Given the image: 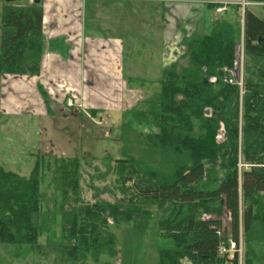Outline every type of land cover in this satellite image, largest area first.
Listing matches in <instances>:
<instances>
[{
    "label": "trees",
    "instance_id": "trees-1",
    "mask_svg": "<svg viewBox=\"0 0 264 264\" xmlns=\"http://www.w3.org/2000/svg\"><path fill=\"white\" fill-rule=\"evenodd\" d=\"M246 2L264 4V0ZM241 8L238 5L236 12ZM227 14L215 21L211 34L188 44L185 67L177 64L166 69L160 90L128 110L130 118L121 125V141L133 124L146 125L156 130L144 136L155 147L153 153L161 154V161L156 162L159 167H145L127 157L116 161L131 196L128 207L96 203L85 210H70L65 224L73 238L80 235L85 252L95 243L88 238L100 235L108 225L106 214L116 225L138 223L143 232L154 217L151 207L162 214L160 237L172 243L170 249H161L160 264H241V238L246 256L254 252V243L264 244V19L251 6L244 8L239 21H231ZM43 17L37 1L4 4L0 75H40ZM242 38L246 75L241 87L235 77L232 84L225 79L236 64ZM138 85L144 88L146 82L138 81ZM39 90L45 92L41 86ZM97 113L92 111V117ZM222 126L226 139L218 145ZM42 161L38 157L29 177L0 167V244L36 246L47 231ZM68 181L73 202L78 203V177L72 173ZM223 214L229 219L226 227L218 218ZM113 242L111 238L104 244ZM231 243L236 245L232 257L228 253ZM93 248L98 260L103 247L94 244ZM110 249L108 254L114 257Z\"/></svg>",
    "mask_w": 264,
    "mask_h": 264
},
{
    "label": "rangeland",
    "instance_id": "rangeland-1",
    "mask_svg": "<svg viewBox=\"0 0 264 264\" xmlns=\"http://www.w3.org/2000/svg\"><path fill=\"white\" fill-rule=\"evenodd\" d=\"M23 1H28L27 3H29L31 0H7L6 2H16L15 4L24 5ZM0 3L1 8V5L5 4V2L0 0ZM243 3L247 4L246 7L251 6L254 13L264 19V4L250 5L246 0H241L242 9L237 12L238 21L244 11ZM139 9L141 10V7ZM220 13L215 12V14ZM225 15H220V18ZM227 15L230 20H236L232 12H228ZM1 19L2 10L0 9V24ZM207 19L210 23L208 26L209 30L211 29L212 20L210 12L207 15ZM85 22V26H91V29L94 30L93 23L90 24L86 21V12ZM86 30L91 31L87 26ZM150 32L147 35L148 37L156 40L161 38L158 32L151 30ZM211 32L212 29L206 34L209 35ZM145 40L138 35L139 56L144 53ZM237 46L236 64L233 69L228 71L231 76L237 78L239 83V77H243L244 80L246 75L243 38ZM68 47L73 51L71 43H68ZM46 52L50 53V50H46ZM186 65L187 60H183L178 64L181 68ZM143 69V67H139L138 71L143 73ZM132 77L138 79V75ZM135 86L138 87V83ZM62 89H59V93L62 96L59 100L53 99L47 91L40 95L47 113L49 112L48 116H50V119L47 117L39 119L37 116L30 114H22L21 116L10 118H6L3 114V116H0V122L3 119V123H6L5 127H0V166L5 168L6 171L29 177L34 167V160L37 158L33 159L30 156L31 154L37 155L43 144L53 148V152L56 153V156L48 155L49 153H47L46 155L50 157H45L44 159L39 156V160H43L41 163V174L44 179V183L41 185V193L43 194L42 212L45 214L43 216L46 221L45 229L47 231L40 236L36 246L18 248L13 245L0 244V264H160L161 249H170L172 243L160 237L158 219L162 214L156 207L149 208L154 217L149 221L147 229L143 232L138 230V223L116 225L113 219L106 214L109 219L108 225L101 229L100 235L88 238V242L93 239L95 246L98 244L103 247L98 260L93 257L94 244L91 245L93 247L90 246V252L87 253L80 235L73 238L68 231L69 224L68 222L65 224V220L69 219L66 215L71 212L72 208L85 210L88 205L91 206L96 203H108L113 206L119 204L120 207H128L131 196L125 190V184H123L119 175L120 170L116 161L127 157L137 163L138 161L143 163L142 166L145 165V167H159L156 162L161 161V154L159 152L157 154L153 153L155 147L146 140L145 134L156 132V130L146 125L133 124L132 129L127 132L124 138V143L121 141V125L127 121V119L125 120L127 116L121 122L115 113L108 110H99L98 116L94 118L89 107H85L88 110L87 112H84L83 108L80 107L68 106L59 109L57 112L51 110V106L49 108L51 101H58L59 105H62L67 102V98H71L77 103L76 97L71 96L73 94L66 93V90H63V93ZM159 90V84L145 85L142 92L126 90L124 91V101L126 103L123 106L129 110L136 108L138 101L153 95ZM110 94V104L106 106L108 108L116 106L114 99L119 98V87L115 86ZM178 98L180 99L181 97ZM95 99L98 101L106 100L101 94L99 95V92L95 93ZM76 113L81 115H74ZM43 126L46 128V133L40 135L39 132ZM198 134L199 126H196V135ZM225 139L226 133L222 126L217 134L216 142L218 145H222L225 143ZM72 173L78 177L80 184L79 197L81 199L78 203L73 202L74 196L68 188V182L70 181H68V178ZM62 182L67 183V185ZM261 212L264 214V209ZM205 217L210 219L213 216ZM218 218L222 220L225 227L228 226L229 219L227 215L223 214V216ZM111 238L114 241L112 245H114L108 244V246H105L104 242L110 241ZM110 247L112 249L111 253L114 252V257L109 255ZM253 247L254 252L246 256V246L243 238H241L239 246L241 264H246L248 260L252 264H264V244L254 243ZM235 250L228 251L230 257H232Z\"/></svg>",
    "mask_w": 264,
    "mask_h": 264
},
{
    "label": "crops",
    "instance_id": "crops-1",
    "mask_svg": "<svg viewBox=\"0 0 264 264\" xmlns=\"http://www.w3.org/2000/svg\"><path fill=\"white\" fill-rule=\"evenodd\" d=\"M36 1L44 10L40 75H0V116L6 118L30 114L50 119L40 96L41 86L57 100L62 98L59 89L63 88L62 92L66 90L76 97L75 106L84 112L88 111L85 107L90 111H112L122 122L126 116L125 120L130 118L129 109L123 106L124 91L142 92L140 85L135 86L137 80L145 81L147 86L158 85L166 69L183 61L188 44L206 37L215 21L222 19L220 15L232 12L237 19L236 8L241 3V0H31L23 4ZM3 7L4 4L0 9ZM217 9L223 11L215 14ZM85 12L86 21L93 23L94 30L88 25L91 31L86 30ZM209 12L212 20L208 30ZM150 30L158 32L161 38L148 37ZM138 35L146 39L142 56L138 54ZM139 67L144 68L143 73L138 71ZM135 75L138 79L132 77ZM115 86L119 87V98L114 99L116 106L108 108ZM96 92L106 100H96ZM67 102L59 105L58 101H51L49 108L57 112L68 106ZM3 122L2 119L0 127L6 126ZM45 133L43 126L39 134ZM40 151L30 155L33 159L37 157L34 165L39 156L43 159L56 156L46 144Z\"/></svg>",
    "mask_w": 264,
    "mask_h": 264
},
{
    "label": "built area",
    "instance_id": "built-area-1",
    "mask_svg": "<svg viewBox=\"0 0 264 264\" xmlns=\"http://www.w3.org/2000/svg\"><path fill=\"white\" fill-rule=\"evenodd\" d=\"M246 3H243V8L246 7ZM217 13H220L223 11V9H217L216 10ZM225 81H227L228 83L232 84L234 82L233 80V76H230L229 78H226ZM235 81L238 82L237 78H235ZM241 87L243 86V77H239V83H238ZM68 107H75L78 108L77 106L74 105V101L73 100H69L68 102ZM231 248L234 249L235 248V243H232ZM231 250V249H230Z\"/></svg>",
    "mask_w": 264,
    "mask_h": 264
},
{
    "label": "bare ground",
    "instance_id": "bare-ground-1",
    "mask_svg": "<svg viewBox=\"0 0 264 264\" xmlns=\"http://www.w3.org/2000/svg\"><path fill=\"white\" fill-rule=\"evenodd\" d=\"M231 245H232V243H231ZM230 249H231V250H234V249H236V245H235V248H234V249H232L231 247H230Z\"/></svg>",
    "mask_w": 264,
    "mask_h": 264
}]
</instances>
